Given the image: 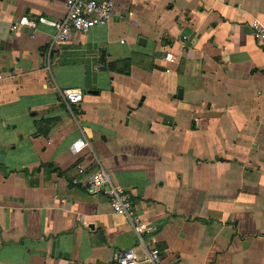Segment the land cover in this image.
I'll return each mask as SVG.
<instances>
[{"label": "crops", "instance_id": "0c3cea01", "mask_svg": "<svg viewBox=\"0 0 264 264\" xmlns=\"http://www.w3.org/2000/svg\"><path fill=\"white\" fill-rule=\"evenodd\" d=\"M65 15V0H0V264L152 246L166 264H264V0H114L106 26L61 45L11 28ZM98 166L156 232L88 191L78 169Z\"/></svg>", "mask_w": 264, "mask_h": 264}, {"label": "built area", "instance_id": "2783aa9c", "mask_svg": "<svg viewBox=\"0 0 264 264\" xmlns=\"http://www.w3.org/2000/svg\"><path fill=\"white\" fill-rule=\"evenodd\" d=\"M114 0H65L66 15L61 20H49L38 17L36 20L21 18L12 25V30L19 27L35 29L38 24L46 25L55 30L52 38L53 45L68 43L73 34H86L91 29L106 26L113 17ZM252 38L260 45L264 52V25L258 20L250 24ZM162 60L167 64H174V57L170 53L163 55ZM169 70L166 69V72ZM62 99L68 104H78L82 100V94L77 89H65L61 91ZM87 144L78 140L74 144V150L78 154ZM78 173L83 176L84 184L93 194H104L114 214L126 218L137 237L150 235L156 232V227L144 222L133 210L130 197L120 188L115 186L107 172L98 166L97 169L86 172L80 167ZM97 264H166L163 261L160 250L150 247L142 256H137L133 248L114 252L107 262Z\"/></svg>", "mask_w": 264, "mask_h": 264}, {"label": "water", "instance_id": "95a60500", "mask_svg": "<svg viewBox=\"0 0 264 264\" xmlns=\"http://www.w3.org/2000/svg\"><path fill=\"white\" fill-rule=\"evenodd\" d=\"M101 58H102V60L104 59L103 54H101ZM102 62H103V61H102ZM90 93H96V92H90Z\"/></svg>", "mask_w": 264, "mask_h": 264}]
</instances>
